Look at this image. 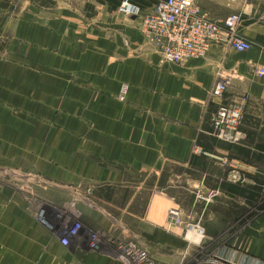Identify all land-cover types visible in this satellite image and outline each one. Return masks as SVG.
Instances as JSON below:
<instances>
[{"label":"crops","instance_id":"crops-1","mask_svg":"<svg viewBox=\"0 0 264 264\" xmlns=\"http://www.w3.org/2000/svg\"><path fill=\"white\" fill-rule=\"evenodd\" d=\"M251 12L249 50L218 44L172 63L108 2L21 6L0 51V264H124L109 239L139 242L153 264H204L224 248L264 261V20ZM220 75L226 100L249 99L240 144L213 134ZM23 173L41 195H23ZM180 205L201 219L202 239L167 226ZM62 218L80 224L67 246Z\"/></svg>","mask_w":264,"mask_h":264},{"label":"built area","instance_id":"built-area-1","mask_svg":"<svg viewBox=\"0 0 264 264\" xmlns=\"http://www.w3.org/2000/svg\"><path fill=\"white\" fill-rule=\"evenodd\" d=\"M118 11L126 16L138 19V26L154 48L162 55L164 62L182 63L190 59L204 58L213 45H226L237 51H247L253 46L242 32L244 17L232 13L226 17L215 19L205 10L198 0H158L149 9L123 0ZM258 76L264 75V65L256 69ZM228 76L220 75L214 85L212 96L221 100L212 116L213 134L219 139L240 144L246 138L241 129L243 116L248 106V96L240 95L236 99L226 100L225 92ZM126 88L121 94L124 98ZM229 179L243 183L245 175L238 170H231ZM87 194L92 193L88 188ZM38 219L43 224L54 229L55 224L47 217L45 210H40ZM167 226L182 227L185 235L196 233L201 239L205 236V228L201 219L195 220L186 214L180 206H172L168 210ZM62 230L61 243L69 245L72 238L78 237L80 224L70 226L66 218L59 225ZM118 251L124 264H153L146 247L135 240L109 239ZM101 238L92 235L89 246L99 249ZM204 264H264V261L234 249H221L203 258Z\"/></svg>","mask_w":264,"mask_h":264},{"label":"rangeland","instance_id":"rangeland-1","mask_svg":"<svg viewBox=\"0 0 264 264\" xmlns=\"http://www.w3.org/2000/svg\"><path fill=\"white\" fill-rule=\"evenodd\" d=\"M58 1L59 0H0V5L6 6L4 11H0V51H2L4 47L7 46V44L10 42V39L12 38V28L10 27V24L14 21L15 18H17V15L19 14V9L23 4L31 2L34 4H38L39 6L45 4L51 6ZM198 1L202 4L205 10H207L210 15L215 19L223 18L224 16H228L232 13H239L243 16L245 15L244 11L251 8V15H253V20H264V0ZM254 10H257V12H254ZM262 15L263 17L261 18ZM6 178L9 179L8 175H6ZM20 181L22 187L21 191L23 195L36 197V195H41L42 191L45 190V186H43L44 184L39 183L36 178L30 175V173H23ZM91 189L93 191V188ZM180 207L185 211L186 214H190V211L187 209L186 206L180 205ZM261 209L264 210V207H262Z\"/></svg>","mask_w":264,"mask_h":264},{"label":"trees","instance_id":"trees-1","mask_svg":"<svg viewBox=\"0 0 264 264\" xmlns=\"http://www.w3.org/2000/svg\"><path fill=\"white\" fill-rule=\"evenodd\" d=\"M103 2H108L112 8H117L123 0H101ZM130 2L145 9L148 6L154 5L158 0H129ZM46 5V4H45Z\"/></svg>","mask_w":264,"mask_h":264},{"label":"bare ground","instance_id":"bare-ground-1","mask_svg":"<svg viewBox=\"0 0 264 264\" xmlns=\"http://www.w3.org/2000/svg\"><path fill=\"white\" fill-rule=\"evenodd\" d=\"M195 239V238H194Z\"/></svg>","mask_w":264,"mask_h":264}]
</instances>
